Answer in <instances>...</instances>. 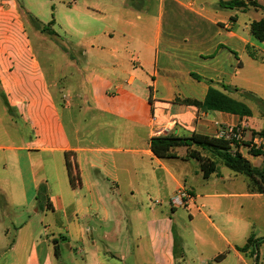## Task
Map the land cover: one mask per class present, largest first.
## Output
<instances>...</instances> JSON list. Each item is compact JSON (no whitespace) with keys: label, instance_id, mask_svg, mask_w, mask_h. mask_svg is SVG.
<instances>
[{"label":"crops","instance_id":"1","mask_svg":"<svg viewBox=\"0 0 264 264\" xmlns=\"http://www.w3.org/2000/svg\"><path fill=\"white\" fill-rule=\"evenodd\" d=\"M155 1V16L133 0L85 9L61 4L66 12L58 21L0 0V264L61 263L60 245L71 264H264V242L254 253L238 249L248 237L264 236L244 204L264 193L249 191L248 177L220 161L204 177L201 161L186 156L185 146L167 158L150 149L158 135L218 137L229 128H264V120L257 127L250 117L193 104L213 87L246 105L254 101L242 93L252 94L264 105V38L249 30L264 18V0L243 11L218 0ZM241 14L250 16L243 25ZM27 15L38 21L37 34L55 38L76 78H47ZM81 16L89 32H67ZM75 108L84 116L75 118ZM243 156L252 164L256 157ZM40 184L46 188L41 209L51 220L37 216ZM181 187L192 199L173 206L170 197ZM43 230L52 246L49 238L40 240Z\"/></svg>","mask_w":264,"mask_h":264},{"label":"trees","instance_id":"2","mask_svg":"<svg viewBox=\"0 0 264 264\" xmlns=\"http://www.w3.org/2000/svg\"><path fill=\"white\" fill-rule=\"evenodd\" d=\"M218 5L223 8H237L242 11L249 6L260 7L255 0H218ZM36 22L39 27L38 21ZM40 29L49 34H55L48 25L40 26ZM249 30L255 38L262 40L264 38V18L251 21L249 23ZM195 77L199 78L196 75ZM222 87L224 89L227 88L225 85ZM244 94L246 96H252V94L249 93ZM193 104L201 107L205 111L217 110L235 113L240 117L251 116V110L244 102L234 100L213 87L208 89L206 97L202 103ZM245 130L246 129H243V134ZM255 135L264 136V128L259 131L251 130V137ZM243 145H246L247 147L250 146L248 143H243ZM178 146H185L187 148L186 156L195 157L201 161V169L204 177H207L210 173L214 172L216 170V162L221 160V162L231 170L242 173L248 177L249 191L264 193V149L250 146L248 150L249 155L262 156V166L257 167L239 151L240 144L238 142H232L222 136L216 137L193 132L190 135L183 137L175 136L173 134H165L150 138V149L156 157H170L172 149ZM197 149L206 151L208 156H201ZM36 201L40 208L43 206V203L46 202V188L43 184L38 186ZM47 205L48 207H51L49 203ZM262 242H264V236L261 238H253L250 236L248 237L246 244L242 247H238V249L245 251L251 247V252L254 253L258 245ZM54 254L56 256L58 255L56 245H54Z\"/></svg>","mask_w":264,"mask_h":264},{"label":"rangeland","instance_id":"3","mask_svg":"<svg viewBox=\"0 0 264 264\" xmlns=\"http://www.w3.org/2000/svg\"><path fill=\"white\" fill-rule=\"evenodd\" d=\"M18 5L20 6L22 12L25 13V10H27V14L30 13L33 14L34 16H36L38 19L40 20H48V19H57L58 21H63L61 19V15L62 13L66 12V11H61V4H65L64 6H69L70 4L75 3L77 5V7L81 8V9H85L90 5H97V4H103L105 2V0H15ZM75 1V2H74ZM134 4V6L138 7L139 9H142V6L145 5V7L148 8V12L149 15H156L157 13V3L155 0H148L146 2H144L143 4L140 3L138 0H133L132 2ZM183 9H180L179 12H183ZM186 12V11H185ZM122 14H125V17L128 19H133V15L135 13L133 12H128V11H122ZM27 15V19L24 20L25 22V27L26 30L28 32L29 35V39L31 41V44L34 47L35 53L44 69V72L47 76L48 79H59V77H62L63 75H66V80L71 81L74 79L73 76H70L72 73L75 75L76 78V73L74 68L69 67L67 65L68 63V57L64 56L61 50V47L59 46L58 43L55 42V38L53 37H46L44 35H42V37L37 34L36 30L34 29L33 26H37V22L35 21V19H32ZM247 16H249V14H241L240 15V24L243 25V20L244 18H246ZM250 17V16H249ZM75 19V27L73 28V30H69L67 32H89L87 30V26L89 24V20L87 18H84L83 16L81 17H74ZM82 21V22H80ZM139 22V21H138ZM56 31L62 36V30H58V27L55 25L54 26ZM130 27V26H129ZM129 27H128V31H129ZM131 32V30H130ZM84 46V45H82ZM86 47V46H85ZM74 58L75 61L77 63H81L85 60V57L78 51L75 52L74 54ZM63 74V75H62ZM65 80V79H64ZM242 95L245 96L244 93H242ZM249 97L250 99H252L254 102L252 104H247L248 107L251 109L252 111V116H248L250 117L249 122L252 123V125L260 127L263 123V118L260 117H264V105H262L257 98L252 95V96H246ZM62 114H63V118H64V122L67 128V131L70 133H72L73 129H72V124L70 122V118L68 116V110L66 109H62ZM74 114H75V118L76 116L78 118H81L84 116L85 113L82 112V114L77 115V111L75 108V111L73 110ZM72 114V113H71ZM252 117V118H251ZM74 118V119H75ZM72 137V136H71ZM262 139H264V136H260ZM243 143H248L251 144L252 143V137H251V131L250 129H246L244 131L243 134V138L239 141L240 147H239V151L242 154H245L247 156H252L248 154V150L250 148V146H246L243 145ZM264 148V145H263ZM205 155L207 156L208 153L206 151ZM254 157V156H252ZM218 159V158H217ZM221 162V160H218ZM253 164L254 166L257 167H261L262 166V156H256L253 159ZM220 168H223V170H227L226 167H224L223 165H220ZM243 176V175H241ZM237 184H240V186L242 185V182L239 180L237 182ZM257 200H254L252 198V201L250 203L244 202L245 205L249 206L250 209L252 210V212H254V217H255V222H258V229L262 226H264V198H256ZM44 213L46 214V217H44ZM38 218H42L44 217V219H48L51 220V213L48 211H43L41 208L38 209V214H37ZM49 222V221H48ZM39 224V223H38ZM40 229L41 226L39 227ZM51 235H46L44 230L42 231L41 235H40V240L45 239V238H49L48 242V246H52L53 241L50 240ZM39 239V238H38ZM60 247L62 248L63 251V255L64 258L62 260V264H71L69 263V259L67 258V252L66 250H64L63 245ZM40 249V248H39ZM75 257H78L79 255H72ZM1 263V262H0ZM59 263V261L57 262V264H61Z\"/></svg>","mask_w":264,"mask_h":264},{"label":"built area","instance_id":"4","mask_svg":"<svg viewBox=\"0 0 264 264\" xmlns=\"http://www.w3.org/2000/svg\"><path fill=\"white\" fill-rule=\"evenodd\" d=\"M219 136L229 139L232 142L236 141L239 143V141L243 138V129L241 127H235L229 128L227 130H222L219 133ZM263 145L264 139H262L259 135H255L252 137V143L250 144V146L254 148L264 149ZM191 199V194L184 187H181L175 190L172 196L170 197V204L173 206H182L186 205L187 202H189Z\"/></svg>","mask_w":264,"mask_h":264}]
</instances>
